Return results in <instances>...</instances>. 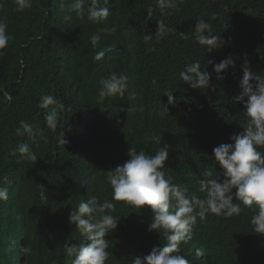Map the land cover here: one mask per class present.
Instances as JSON below:
<instances>
[{"label": "trees", "instance_id": "trees-1", "mask_svg": "<svg viewBox=\"0 0 264 264\" xmlns=\"http://www.w3.org/2000/svg\"><path fill=\"white\" fill-rule=\"evenodd\" d=\"M71 2L64 0L62 6L61 0H32V7L20 12L15 0H0V18H6L13 37L0 58V186L8 189V200L0 201V264H71L64 247L83 240L69 224L72 207L93 195L101 202L111 199L107 171L129 159L131 147L158 151L153 133L184 163L168 162L167 174L186 186L189 195L203 198L197 180L206 170L213 171V178L222 172L211 156L213 148L230 143V135L248 123L243 104L232 100L241 91V66L247 60L252 71L264 72V0H183L179 11L167 16L155 7L156 0H109L111 14L100 24L87 13L80 19L68 12ZM201 18L212 25L214 35L222 36V48L208 52L192 38ZM157 20L176 31L157 41ZM104 27L115 31L101 33L93 49L90 36ZM181 32L188 38H181ZM146 34L153 38L145 42ZM98 50L105 56L95 61ZM229 56L235 73L229 68L219 80L208 61L219 63ZM195 60L211 73L209 89L191 88L179 77ZM112 73L129 76L128 91L101 102L99 82ZM169 90L174 105H167ZM43 95L65 105L56 131L44 119L51 109L37 107ZM164 104L169 113L161 115ZM22 120L43 128L47 142L32 144L26 135H16ZM63 133L64 145L59 144ZM25 142L38 157L35 163L10 155ZM114 203L120 220L106 237V264H131L134 256L151 251L157 236L164 241L163 233L149 231V207ZM241 207L239 216L209 213L197 220L194 243L181 248L191 264H264V236L254 233L250 223L257 209ZM197 249L202 255H196Z\"/></svg>", "mask_w": 264, "mask_h": 264}, {"label": "clouds", "instance_id": "clouds-1", "mask_svg": "<svg viewBox=\"0 0 264 264\" xmlns=\"http://www.w3.org/2000/svg\"><path fill=\"white\" fill-rule=\"evenodd\" d=\"M183 0H156L155 7L162 16L179 11ZM109 0H72L67 5L70 13L83 19L87 18L100 24L108 20L111 12L108 6ZM16 10L23 12L32 7V0H15ZM64 5V0H61ZM153 8L147 10V19L150 20ZM115 27H104L90 36L93 49H97L102 39L101 33H111ZM176 30L169 27L163 20H157L155 38L157 41L174 33ZM181 38L187 39L182 32ZM153 34L144 36L145 42L150 41ZM192 38L201 46H206L207 51L223 47L225 41L222 36L212 33V25L201 18L195 21ZM13 37L8 32L6 18H0V58L6 56L7 49ZM105 51L95 52L93 59L100 61L104 58ZM208 64L213 65V71L219 80H224V73L232 68L235 73L234 59L229 56L219 63L212 60ZM243 77L240 81V93L232 97L233 102L242 103L244 115L248 118L247 126L241 132L230 135V143H221L215 146L211 156L214 158L222 172L216 171L218 178H213L212 170H206L203 178L197 180L198 191L203 193L201 198L196 194L189 195L186 186L175 183L174 177L167 174L166 165L183 163L180 156L169 154V145L163 144L159 135L153 133L151 140L160 145L159 150L149 154L143 149L137 151L130 148L129 159H122V165L107 171V181L110 184L111 199H100L93 195L85 202L81 200L76 207L69 212V224L75 225L83 238L79 244H67L64 254L71 264H106L109 259V242L106 237L119 225L120 217L114 215L116 204L114 201H123L137 209L147 206L152 212L149 231L156 230L163 233L157 236V243L149 245L151 251L145 255L134 256L131 264H191L181 248L194 243V227L197 220H205L209 213L224 218L239 216L243 211L241 204L247 207H255L257 211L252 215L250 223L253 232L264 236V72L251 70L247 60L241 66ZM180 79L191 88L209 89L211 73L202 70L199 60L186 64L179 73ZM129 76L126 74L112 73L100 80L98 91L99 100L103 102L108 97L124 96L128 91ZM129 99H134V93H128ZM167 105H174L175 98L171 90L165 93ZM6 99H11L7 96ZM164 104L161 115L169 113L168 106ZM37 107L45 110L51 109L45 116L48 129L56 131L61 126L60 114L65 110L64 103L52 95H43ZM16 135L31 140L32 144H38V140L47 139L43 128L25 120L19 122ZM66 140L64 133L59 144L64 145ZM19 156L35 163L38 159L29 143H21L14 148L10 155ZM184 164V163H183ZM221 176L223 179H221ZM235 190V191H234ZM43 195V193H42ZM235 198V202H234ZM8 200V189L0 186V201ZM238 201V202H237ZM192 246L191 248H194ZM21 251L27 253L26 247ZM196 255H202L197 249Z\"/></svg>", "mask_w": 264, "mask_h": 264}]
</instances>
